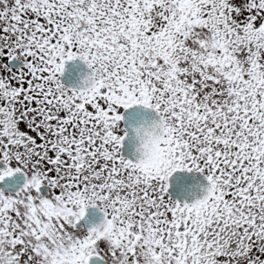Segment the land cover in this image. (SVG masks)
Masks as SVG:
<instances>
[{
  "label": "snow or ice",
  "instance_id": "obj_1",
  "mask_svg": "<svg viewBox=\"0 0 264 264\" xmlns=\"http://www.w3.org/2000/svg\"><path fill=\"white\" fill-rule=\"evenodd\" d=\"M0 264H264V0H0Z\"/></svg>",
  "mask_w": 264,
  "mask_h": 264
},
{
  "label": "water",
  "instance_id": "obj_2",
  "mask_svg": "<svg viewBox=\"0 0 264 264\" xmlns=\"http://www.w3.org/2000/svg\"><path fill=\"white\" fill-rule=\"evenodd\" d=\"M88 69L83 63L75 62L69 63L66 66L65 76L70 77L71 79H75L76 77L86 76L88 74ZM154 119V114L149 111H144L142 109H134L128 112L125 115V127L129 129L130 135L128 141H130V147L133 148L134 154V146L135 141L131 134V128L136 127L141 123L148 122L150 123ZM127 141L124 145V150H128ZM128 158H132L129 154H125ZM172 187L170 190V194L173 197L175 192H181L182 197L191 196L192 199L199 197L201 193V188L206 185V181L199 175L196 174H180L172 180Z\"/></svg>",
  "mask_w": 264,
  "mask_h": 264
},
{
  "label": "clouds",
  "instance_id": "obj_3",
  "mask_svg": "<svg viewBox=\"0 0 264 264\" xmlns=\"http://www.w3.org/2000/svg\"><path fill=\"white\" fill-rule=\"evenodd\" d=\"M144 127L143 133L137 138L136 135L132 134L135 141L134 155H139L142 158L143 166L151 169L158 164L160 158L158 138L155 133L148 129V122L139 124L136 127Z\"/></svg>",
  "mask_w": 264,
  "mask_h": 264
},
{
  "label": "flooded vegetation",
  "instance_id": "obj_4",
  "mask_svg": "<svg viewBox=\"0 0 264 264\" xmlns=\"http://www.w3.org/2000/svg\"><path fill=\"white\" fill-rule=\"evenodd\" d=\"M102 220V214L95 209H89L86 218V225L97 224Z\"/></svg>",
  "mask_w": 264,
  "mask_h": 264
}]
</instances>
